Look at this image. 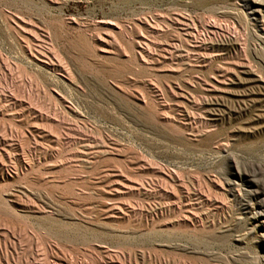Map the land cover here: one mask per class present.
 <instances>
[{
  "label": "rangeland",
  "instance_id": "374dc122",
  "mask_svg": "<svg viewBox=\"0 0 264 264\" xmlns=\"http://www.w3.org/2000/svg\"><path fill=\"white\" fill-rule=\"evenodd\" d=\"M0 264H264V0H0Z\"/></svg>",
  "mask_w": 264,
  "mask_h": 264
}]
</instances>
